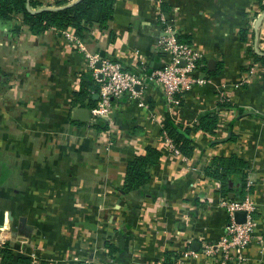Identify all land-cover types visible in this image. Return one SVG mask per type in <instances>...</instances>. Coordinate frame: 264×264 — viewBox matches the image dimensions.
<instances>
[{
    "label": "crops",
    "instance_id": "0c3cea01",
    "mask_svg": "<svg viewBox=\"0 0 264 264\" xmlns=\"http://www.w3.org/2000/svg\"><path fill=\"white\" fill-rule=\"evenodd\" d=\"M166 25L201 53L207 82L178 104L148 82L139 98L113 100L110 119L82 121L74 109L91 106L75 93L94 80L85 52L68 37L74 30L35 34L21 13L0 20V264H164L188 248L199 254L182 264H219L200 253L201 243L223 236L219 200L237 198L246 182L256 225L244 260L228 264H264V66L251 53L264 52L261 0H116L106 28L94 24L77 37L96 67L107 57L142 75L163 64L158 40ZM221 93L229 105H219ZM208 112L218 116L213 132L197 128ZM165 120L190 130V156L167 146ZM147 145L162 155L149 183L125 194L127 162ZM230 155L246 166L222 196V183L205 169Z\"/></svg>",
    "mask_w": 264,
    "mask_h": 264
},
{
    "label": "built area",
    "instance_id": "2783aa9c",
    "mask_svg": "<svg viewBox=\"0 0 264 264\" xmlns=\"http://www.w3.org/2000/svg\"><path fill=\"white\" fill-rule=\"evenodd\" d=\"M68 37L77 48L85 52L92 78L97 84V101L89 107L92 119H110L113 100H118L124 95L139 98L147 89L148 82L156 81L165 98L171 103L178 104L184 92L194 85L206 83L208 79L201 71V53L190 43L178 40L167 25L164 26L158 40L159 48L164 54L162 66L142 75L124 68L119 61L107 57L100 58V66L96 67L97 56L86 52L82 40L77 36ZM218 99L219 102L226 101L222 93ZM138 105L144 106L145 103L140 100ZM163 137L170 150L178 153L179 150L166 132H163ZM245 189L247 193L243 198L222 197L219 200V205L227 214L225 233L214 244L204 241L201 243L200 253L207 257H215L219 264H228L230 260L238 262L244 260L243 251L252 240L256 225V204L250 194L249 182H246ZM239 210L246 212L244 222L235 221L234 214ZM198 254L197 250L190 248L182 250L174 264H182L184 259Z\"/></svg>",
    "mask_w": 264,
    "mask_h": 264
},
{
    "label": "trees",
    "instance_id": "16d2710c",
    "mask_svg": "<svg viewBox=\"0 0 264 264\" xmlns=\"http://www.w3.org/2000/svg\"><path fill=\"white\" fill-rule=\"evenodd\" d=\"M116 0H75L71 3L58 1L53 7H43L39 0H0V20L11 19L16 13L22 14V22L28 26L29 30L35 34L41 33L51 27L57 29L72 28L78 37H82L92 25L97 24L101 29L108 26L109 21L114 14ZM261 8L264 10V0H261ZM244 38V37H243ZM255 60L264 66V52L258 53L251 50ZM203 70L205 68L203 67ZM264 75V74H263ZM94 82V81H93ZM91 80L88 88H82L75 93L80 96L83 102L87 97L88 104L93 106L96 103L93 96L97 92V85ZM221 106L229 105V102H219ZM98 121H101L100 119ZM218 116L215 112H208L200 117L197 128L207 132H213L216 128ZM102 126V129H106ZM162 134L166 132L168 137L173 141L175 147L185 156H190L193 152V146L189 138V129L179 130L171 122L165 120L162 126ZM162 153L152 146L147 145L143 154L134 156L127 162L123 191L125 194L143 188L151 179V169L159 161ZM246 162L236 155L227 157H217L212 161V166L205 169L206 175L218 179L222 183L220 193L226 196L229 192L227 185L232 174H242ZM240 190L241 194L237 198H243L244 189ZM251 190V189H250ZM246 191V190H245ZM7 247L8 245L5 244ZM4 259H9L12 254L4 248L2 251ZM177 253L168 254L164 264H174L178 258ZM26 260V258H21ZM38 264H47L40 262Z\"/></svg>",
    "mask_w": 264,
    "mask_h": 264
},
{
    "label": "water",
    "instance_id": "95a60500",
    "mask_svg": "<svg viewBox=\"0 0 264 264\" xmlns=\"http://www.w3.org/2000/svg\"><path fill=\"white\" fill-rule=\"evenodd\" d=\"M45 7L48 8L50 6H45ZM207 67L209 70H214L215 60L209 59L207 62ZM95 96L97 97V95H95ZM74 115L79 120L87 121L91 117L90 108L87 106L86 107H76L74 109ZM229 196H230V198H232V194ZM234 218H235L236 222H244L246 220V212L244 210L236 211L234 214ZM21 220L24 222L25 221L24 217H21Z\"/></svg>",
    "mask_w": 264,
    "mask_h": 264
},
{
    "label": "rangeland",
    "instance_id": "374dc122",
    "mask_svg": "<svg viewBox=\"0 0 264 264\" xmlns=\"http://www.w3.org/2000/svg\"><path fill=\"white\" fill-rule=\"evenodd\" d=\"M96 84V83H95ZM97 85V84H96Z\"/></svg>",
    "mask_w": 264,
    "mask_h": 264
}]
</instances>
